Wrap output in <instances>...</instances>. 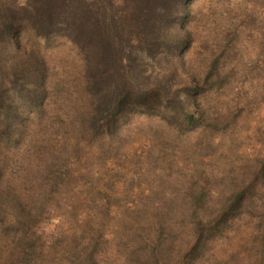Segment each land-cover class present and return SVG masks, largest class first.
<instances>
[{
	"label": "rangeland",
	"instance_id": "rangeland-1",
	"mask_svg": "<svg viewBox=\"0 0 264 264\" xmlns=\"http://www.w3.org/2000/svg\"><path fill=\"white\" fill-rule=\"evenodd\" d=\"M24 3L0 0V11ZM188 28L182 57L143 65L197 85L199 126L149 97L111 146L84 130L94 104L84 53L23 33L44 90L32 108L0 73L15 112L6 125L0 110V264H264V194L250 175L264 164V0H194ZM249 180L251 204L227 212Z\"/></svg>",
	"mask_w": 264,
	"mask_h": 264
},
{
	"label": "trees",
	"instance_id": "trees-1",
	"mask_svg": "<svg viewBox=\"0 0 264 264\" xmlns=\"http://www.w3.org/2000/svg\"><path fill=\"white\" fill-rule=\"evenodd\" d=\"M193 1L25 0L24 5L16 9L3 8L0 11V73L16 88L20 99L32 108H41L44 83L38 59L24 51L21 37L23 33L42 40L60 36L85 56L86 86L94 104L92 110L87 111L89 123L84 130L91 137L94 132H100L111 146L118 121L124 118L125 122L130 113L143 106L147 112L151 107L149 97L153 102L165 100L177 112L179 110L188 128L195 129L202 117L196 103L197 85H179L175 71L157 70L150 74L143 65L146 59L154 70L162 60L182 57L189 50L188 20ZM162 49L168 57L161 59L158 50ZM32 61L36 66L31 65ZM29 62L32 68L28 67ZM185 89L189 95L183 97L181 91ZM0 110L6 125L10 124V112H15L4 95H0ZM22 115L16 110V124L21 123ZM20 132L18 135L22 137ZM250 167L254 169V174H250L252 180L260 183L259 190L264 194V164ZM208 175L210 180L217 179L213 170ZM249 185L253 186L251 180L227 196V212L251 204L248 188L252 186ZM15 198L22 213L26 212L23 198L17 194Z\"/></svg>",
	"mask_w": 264,
	"mask_h": 264
}]
</instances>
